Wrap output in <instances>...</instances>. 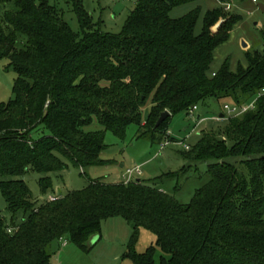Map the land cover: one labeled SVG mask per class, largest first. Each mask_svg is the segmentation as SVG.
Returning a JSON list of instances; mask_svg holds the SVG:
<instances>
[{"label": "trees", "instance_id": "16d2710c", "mask_svg": "<svg viewBox=\"0 0 264 264\" xmlns=\"http://www.w3.org/2000/svg\"><path fill=\"white\" fill-rule=\"evenodd\" d=\"M193 1L137 0L124 29L110 34L83 0H67L80 32L48 0H0V57L17 73L14 99L0 102V191L11 214L10 223L0 216V264H56L60 237L86 249L114 216L132 225L124 257L135 264H264V96L242 115L224 113L216 131H204L182 152L209 161L210 180L188 204L140 178L126 183L106 176L39 201L23 179L30 169L47 173L39 181L46 196L53 190L49 173L113 162L101 158L107 131L125 139L135 124L138 138L156 142L167 136L172 115L189 114L210 97L244 105L258 95L264 49L246 50L247 64L235 70L229 59L212 69L216 49L243 19L226 7L246 0H216L199 32L200 7L171 16ZM20 34L27 37L23 48ZM166 110L171 115L156 126ZM94 120L104 129H86ZM141 228L156 235L157 246L142 253L136 249Z\"/></svg>", "mask_w": 264, "mask_h": 264}, {"label": "rangeland", "instance_id": "374dc122", "mask_svg": "<svg viewBox=\"0 0 264 264\" xmlns=\"http://www.w3.org/2000/svg\"><path fill=\"white\" fill-rule=\"evenodd\" d=\"M40 2L41 0H37ZM60 12L63 19L75 32L81 31V25L73 6L67 0H48ZM137 0H83L84 8L88 11L94 22L104 33L116 34L121 32L127 22L128 16L134 9ZM218 5L216 0H194L191 3L177 6L172 12V17H180L194 8H201V15L197 23L196 31L203 26L205 12ZM232 11L242 14L243 19L234 27L230 39L220 45L215 51L212 69L229 59L231 68L237 69L240 63L246 65V50L264 49V0H246L242 5H231ZM217 25L214 26L216 30ZM244 41L247 46H244ZM27 37L20 34L17 42L18 48H23ZM17 73L10 64L8 57H0V102H9L14 99V85ZM225 104L232 105L229 100H217L208 98L198 105L199 109L193 113L179 112L169 120L167 136L156 142L138 138V126L132 124L127 129L125 139H119L112 132L105 133L106 149L101 158L113 160L112 163L103 166H92L85 169L69 164L61 171H55L48 175L53 180V190L46 196H42L40 178L47 173L28 170L23 179L28 184L33 198L42 201L49 200L53 196H64L70 191L82 190L90 182V179L108 177V181H121L126 168L141 164L142 175L139 177L145 183L156 186L173 195L181 204L191 202L197 189L203 187L210 180L208 163L206 160H191L182 154L186 150L184 144L193 147L204 131L217 129L222 124L226 113ZM150 101L143 107V120L146 121L150 111ZM198 115L202 117L198 118ZM212 128V129H211ZM89 130H102L104 127L94 120L87 126ZM213 131V133L215 132ZM183 142V143H181ZM0 215L11 222V214L7 210L6 201L0 191ZM19 215L18 220H21ZM133 234L132 225L121 216L104 219L101 233L93 236L88 242V248L82 249L77 244L69 241L68 244L60 243L59 249L53 256V260L61 264H135L124 254ZM150 246H156V235L151 231L141 228L139 231L136 249L145 252ZM157 247V246H156ZM56 248L57 245H56ZM156 257L159 259L162 252L157 248Z\"/></svg>", "mask_w": 264, "mask_h": 264}, {"label": "built area", "instance_id": "2783aa9c", "mask_svg": "<svg viewBox=\"0 0 264 264\" xmlns=\"http://www.w3.org/2000/svg\"><path fill=\"white\" fill-rule=\"evenodd\" d=\"M256 1V0H254ZM231 5L232 4H228L226 9L229 10L231 9ZM264 96V88H262V90L258 93V95L252 100L250 101L249 103L247 104H244V105H237V104H233L230 105V104H225L224 106V109L226 111V113L230 116H239V115H242L243 113L249 111V110H252V109H255L256 108V105H257V100L258 98ZM198 109V106H194L189 113H193V111L197 110ZM220 118L221 115L219 116ZM183 143V142H181ZM185 148L186 149H190V146L188 144H184ZM142 175V166L141 164L139 165H136L134 167H129V168H126L125 172L123 173V176H122V180L124 182H130V181H135L137 180L140 176ZM58 197L57 196H51L49 198V200H56ZM1 216V215H0ZM16 230V227L15 226H12V225H9L7 226V231L8 233H13L14 231ZM60 243L62 245H65V244H68L69 243V240L68 238L66 237H60L59 239ZM58 264H61V263H58Z\"/></svg>", "mask_w": 264, "mask_h": 264}, {"label": "water", "instance_id": "95a60500", "mask_svg": "<svg viewBox=\"0 0 264 264\" xmlns=\"http://www.w3.org/2000/svg\"><path fill=\"white\" fill-rule=\"evenodd\" d=\"M222 22V21H221ZM221 22H219L218 26L221 24ZM244 46H247V43L244 41ZM171 115V112L166 110L164 112L161 113L156 126H159L164 120H166L169 116ZM224 113L221 114V117H224ZM198 118H200V115H198Z\"/></svg>", "mask_w": 264, "mask_h": 264}, {"label": "crops", "instance_id": "0c3cea01", "mask_svg": "<svg viewBox=\"0 0 264 264\" xmlns=\"http://www.w3.org/2000/svg\"><path fill=\"white\" fill-rule=\"evenodd\" d=\"M198 109H199V107H198ZM200 117H202V115H200ZM56 264H57V262H55Z\"/></svg>", "mask_w": 264, "mask_h": 264}]
</instances>
